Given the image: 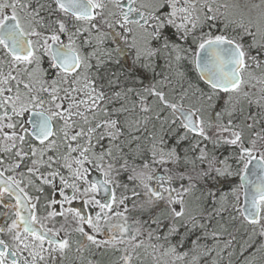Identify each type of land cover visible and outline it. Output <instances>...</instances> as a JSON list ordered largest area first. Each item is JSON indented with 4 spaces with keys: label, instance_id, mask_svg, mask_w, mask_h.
<instances>
[{
    "label": "snow or ice",
    "instance_id": "6c2138e0",
    "mask_svg": "<svg viewBox=\"0 0 264 264\" xmlns=\"http://www.w3.org/2000/svg\"><path fill=\"white\" fill-rule=\"evenodd\" d=\"M0 264H264V0H0Z\"/></svg>",
    "mask_w": 264,
    "mask_h": 264
}]
</instances>
